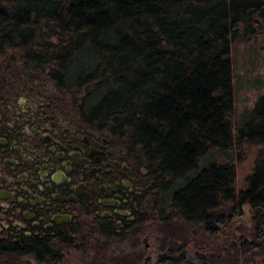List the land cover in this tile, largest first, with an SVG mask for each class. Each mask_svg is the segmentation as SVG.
Instances as JSON below:
<instances>
[{
	"label": "trees",
	"instance_id": "obj_1",
	"mask_svg": "<svg viewBox=\"0 0 264 264\" xmlns=\"http://www.w3.org/2000/svg\"><path fill=\"white\" fill-rule=\"evenodd\" d=\"M262 43L264 0H0V70L19 61L16 77L73 97L143 168L141 222L160 232L165 264H264V212L249 228L238 218L264 209V95L238 112L235 69L240 45ZM8 84L0 71V93ZM97 233L0 227V264H54ZM107 257L149 264L139 251Z\"/></svg>",
	"mask_w": 264,
	"mask_h": 264
},
{
	"label": "flooded vegetation",
	"instance_id": "obj_2",
	"mask_svg": "<svg viewBox=\"0 0 264 264\" xmlns=\"http://www.w3.org/2000/svg\"><path fill=\"white\" fill-rule=\"evenodd\" d=\"M72 98L26 76L2 88L0 227L38 237L98 231L87 248L141 224L148 204L139 198L149 184Z\"/></svg>",
	"mask_w": 264,
	"mask_h": 264
},
{
	"label": "rangeland",
	"instance_id": "obj_3",
	"mask_svg": "<svg viewBox=\"0 0 264 264\" xmlns=\"http://www.w3.org/2000/svg\"><path fill=\"white\" fill-rule=\"evenodd\" d=\"M264 44L247 46L240 45L236 50V106L238 112H245L246 109L252 107L255 100L260 96L264 95ZM23 70L26 69L22 66L19 61H14L12 64L5 66V63L1 66V72H5L9 83L16 82L18 77L12 74V70ZM250 162L242 168L239 167V178L238 181H243V176L248 174L250 171ZM260 212H264V209H251L248 206L241 208V219L242 223L248 228L250 227V219ZM237 218V217H236ZM237 218V219H238ZM239 222L227 229H236L234 236L236 242H239L238 238L241 235V230L237 228ZM247 232H250L248 230ZM157 227L154 224H141L135 228L127 231L124 236L117 240H111L104 244L103 247L99 245L87 246V248H65L62 251V258L59 262L54 264H108V257L111 253L121 255L122 253L130 254L134 251H139L142 257L141 263L145 262V257H149L148 263L154 264H165L162 261L163 256L168 255L160 247L159 236ZM248 234V233H246ZM249 236H247L248 238ZM187 254L190 259L197 261L195 243L191 242L188 245ZM165 253V254H164ZM22 264H34L33 259H28ZM138 264V263H135Z\"/></svg>",
	"mask_w": 264,
	"mask_h": 264
}]
</instances>
